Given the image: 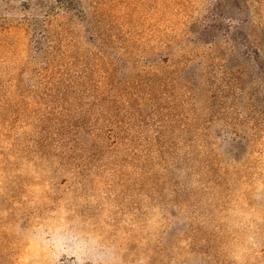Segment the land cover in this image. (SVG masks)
Segmentation results:
<instances>
[{
	"label": "rangeland",
	"instance_id": "obj_1",
	"mask_svg": "<svg viewBox=\"0 0 264 264\" xmlns=\"http://www.w3.org/2000/svg\"><path fill=\"white\" fill-rule=\"evenodd\" d=\"M251 22L264 28V0H0V264H264L260 97L249 113L242 91L234 105L221 93L240 55L264 75ZM102 39L114 87L122 59L139 76L131 110L110 91L111 125L76 85L91 68L86 83L109 91L93 62ZM58 45L46 64L39 49ZM64 67L75 82L62 99Z\"/></svg>",
	"mask_w": 264,
	"mask_h": 264
},
{
	"label": "trees",
	"instance_id": "obj_2",
	"mask_svg": "<svg viewBox=\"0 0 264 264\" xmlns=\"http://www.w3.org/2000/svg\"><path fill=\"white\" fill-rule=\"evenodd\" d=\"M81 13H82V18H84V21L86 20L87 26L89 24V33H93V34H97L100 35L98 32V29L94 27L95 22L89 21L88 19V13L86 12L85 9H81ZM250 14H252V17H256L255 13H253L252 11H250ZM93 22V23H92ZM253 22V21H252ZM250 23V28H249V33H247V40L248 43L251 46H254L257 50V53H259V57H262L264 59V36L261 37V35H264V28H260V25L255 24V23ZM45 26H50L51 27V23H49V20L44 21ZM94 24V25H93ZM61 26L63 33L67 34L66 36H69V38H73L74 37V42H76V36L73 35V32H69V30H67V28H64L63 25H58ZM204 30L202 29V27L199 29V32L202 33ZM43 33L47 34L46 37L51 33L49 31V29L44 28L43 29ZM69 34V35H68ZM58 44V43H57ZM211 47L210 54H216L215 50L218 54H223V49L222 44H227V40L224 39H219V38H213V40L211 41V43H209ZM100 46L97 48V53L93 54L95 57L93 59V62H98L99 63V67L98 69H101L103 72H105V84L109 85L108 89L109 91L104 92V90L99 89V86L96 84L93 85H88L86 83L87 80L89 79L90 73H91V68H83V70H81V75H78L77 78L78 80L76 82H78L76 85L80 86L82 89H85L87 92H89L90 98L93 99V104H95V106H97L98 109V115H106L108 118L106 119V121H109V124L111 125V123L114 121V117L117 115H112V110L111 108L116 107V97H109V93L111 90H114V92L116 93L115 95H123L125 93L128 94V100L125 102V104L123 103V105L127 108V110H131L134 106V103L136 102L134 100V98H137V92H139L138 89V85L137 83L139 82V76H137V78H133L131 81L128 78L127 75V59H122L124 66H123V74H124V79L122 81L123 84L122 88L120 90H118L117 87H114L113 85V78H114V74L116 72L115 68V64L112 63L109 55L107 54V49L111 48L110 45L105 41V39L100 40ZM61 46V45H60ZM59 45L58 46H52L49 48V46L45 47V48H41L39 49V56H41L42 60H46L45 63L49 64L51 61H55V58L57 55H65L63 52H61L59 50ZM52 50L51 52H49L48 50ZM242 57H238V59L235 58V64L234 66V73L233 71H225V79H229L230 81L232 80V83H225L223 84L222 87V91L221 93L223 94V102H225L226 104H231L234 105V100L236 99L234 94L232 93V91H242L243 95L240 97L241 99V103L242 107L245 108V110L249 113L258 107V105L253 103V97H260L258 102L261 104L259 106V108H261V114H264V75L260 74V73H256V71H254L253 67H251L250 65V61H246V57L245 55H240ZM209 57H205L204 59H208ZM211 58V57H210ZM213 58H211L212 60ZM86 65H90L89 60L87 59V61L84 63L83 67H86ZM212 66V65H211ZM90 67V66H89ZM236 67V68H235ZM242 69V72L239 71V69ZM87 69V70H86ZM66 71L64 73V75H62L61 78V84H63L62 87H60L59 89H56L55 91L57 92L58 96H60L59 98H65L67 97V95L64 94H68L70 93L69 89H67L69 86H71L73 84V82L75 81H70L71 78V73L69 72V68L66 69L65 67L63 68V71ZM85 70V71H84ZM88 72V73H87ZM191 78L197 82L198 85V91L196 95H204V93L207 91L205 84L207 83V79L203 76L202 74V68L199 69V71H193L191 74ZM166 77V76H165ZM179 81V85L180 86H187L190 87L188 85H186L184 83V78L181 77V79H178ZM67 82V83H66ZM131 84V85H130ZM222 84V83H221ZM207 85V84H206ZM258 87H260V89L262 90H258ZM61 90V91H60ZM63 91H65V93H63ZM135 91V92H134ZM253 96V97H252ZM211 98H215V94L214 92L211 94ZM67 100V98H66ZM93 109H89L88 111H85L83 113V116H81L79 119V124H77L75 127L81 128V127H86L87 124L89 123V116L92 114V118L94 117V113H92ZM140 112V116H141V109H139ZM254 114V113H253ZM116 122V121H115ZM78 123V121H77ZM92 123V122H90ZM129 124V123H127ZM125 124V125H127ZM89 126V125H88ZM97 129V128H96ZM76 130V129H75ZM227 130V129H224Z\"/></svg>",
	"mask_w": 264,
	"mask_h": 264
}]
</instances>
